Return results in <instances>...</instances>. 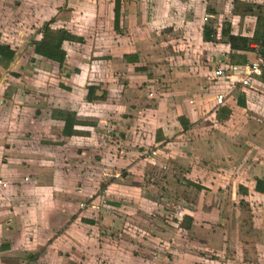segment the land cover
<instances>
[{
  "label": "crops",
  "instance_id": "obj_1",
  "mask_svg": "<svg viewBox=\"0 0 264 264\" xmlns=\"http://www.w3.org/2000/svg\"><path fill=\"white\" fill-rule=\"evenodd\" d=\"M66 2L80 6L59 17V6L49 7L44 0H0V44L15 51L11 61L0 55V181L7 183H0V264H26L23 259L92 264L89 249L97 236L89 226H96L107 208L138 211L120 199L105 202L103 195L116 186L114 197L128 200L122 191L130 195L144 178L157 179L147 171L152 163L164 168L176 185L191 182L196 189V204L176 206L183 215L174 222L189 224L195 245L206 244L197 238L200 228L215 227L208 237L216 251L213 264H264V76L253 77L251 87H240L234 76L213 75L221 65L264 58V46L252 43L254 50H233L222 37L223 25L217 33V27L205 22L212 15L208 0H120L117 26L116 0H108L105 11L114 36L97 49L104 30L92 32L95 25L88 26L83 6H97L96 21L103 0ZM253 4L247 5L254 6L253 12L246 6L245 13L234 9L224 15L232 33L264 35V1ZM253 16L254 27L248 24ZM50 21L52 29L75 36L63 40L62 63L35 50ZM179 22L186 27L177 26ZM205 26L216 31L215 42L205 41ZM156 35L161 38L153 41ZM152 41L160 51L170 45V51L164 47L166 63L153 64ZM153 65L168 68L158 75L160 82ZM91 87L106 98L90 100ZM219 92L226 95L222 106L215 101ZM159 97L165 107H150V100ZM66 112L77 119L71 135L64 133ZM152 114L164 117L156 130L131 122L146 123ZM25 163L32 171L21 170ZM104 180L109 182L101 190L96 182ZM147 207L165 228L168 219L162 218L159 203L150 200ZM118 222L119 217L112 221ZM97 240L95 247L101 250ZM182 241L179 237L175 242Z\"/></svg>",
  "mask_w": 264,
  "mask_h": 264
},
{
  "label": "rangeland",
  "instance_id": "obj_2",
  "mask_svg": "<svg viewBox=\"0 0 264 264\" xmlns=\"http://www.w3.org/2000/svg\"><path fill=\"white\" fill-rule=\"evenodd\" d=\"M44 1H47L46 4L49 7L59 6V8H57V10L59 9L58 10L59 17L61 16L60 15L61 13L63 15L65 14V12H67V14H70L73 10L76 9L74 7L80 6L78 4H76L73 7L69 6L68 5L69 3L66 2V0H44ZM263 1L264 0H208L207 11H209V13H211L214 16L210 15L209 18L206 17L207 19H205V22L207 24H213L215 27H217L214 28L217 31V29L219 30L218 27H222L223 25L224 28L229 23V21L224 22V15L226 14L231 15V11L233 12L234 9L239 13H245V8L248 4L262 3ZM107 2L108 0H103V11L102 9L99 10L98 20L96 21L94 20V17L97 18V15H95V10H97V6H95L91 2L83 6L84 11L87 12L86 15L88 16V19H86V21L88 23V26L91 25L93 26L94 24L96 27V31H95V27H93L92 32L94 31L93 33L97 34L98 29L99 31L104 30V34L101 35V37L104 38V40L101 37H99L96 40L97 43L95 45V48L97 49H102L103 43H105V41H110L114 36L112 35L114 31L113 22L112 20H110V18H108V13L107 11H105V5L107 4ZM46 4L43 3L42 5L46 7ZM253 5L256 7V4ZM57 10L55 8V12ZM38 12L39 11L36 8L34 9V7L31 9L32 15H36ZM46 15L48 16L49 13H46ZM248 21H249L248 24L250 23L249 26L252 27L255 26L256 19L254 16L249 17ZM58 25L60 24H57V26ZM64 25H68V24L64 23ZM237 25L238 24H236V26ZM177 26H179L180 28L186 27V25L182 22L181 23L179 22ZM57 28H59V26ZM217 33L215 39L212 42H215L217 40ZM94 37L96 36L95 35L91 36V38ZM160 38L161 37H159L158 35L152 37L153 41H158L160 40ZM100 39H102L104 42ZM90 45L93 46V42ZM157 45L155 46V43L153 42V47H154L153 53L155 49L157 51V54L152 53L153 55L152 58L155 60V62L153 61V64L162 61L166 63L164 49L168 48L167 51H170V47H169L170 45H168V47L164 46L165 48L163 47L162 51H160L161 47L158 48ZM21 50L17 51L18 57H22L24 53L21 52ZM26 53L24 55H26ZM154 55H156V57H154ZM18 67L19 68L16 71L20 72V70L23 68H20L21 66ZM152 68H153L152 70L153 76H155L156 79L160 82L161 80L158 77V75H164V73L167 71L168 68L167 67L159 68L156 65H153ZM181 68L185 69L184 67ZM153 87L156 88V85H153ZM160 101L163 102L160 99V97L157 99L156 98L151 99L149 102V106L154 109L157 108V110L162 109L165 106H161ZM40 103L43 105L47 104V100L41 98ZM152 115L153 116H150L149 117L150 120H147L146 123L143 122L141 124L139 122L140 119H137L135 121L132 120L131 122L136 127L138 124L142 125L139 126L141 127V129H144L147 126L152 127L151 129L153 131L156 130L157 127H160L162 121L164 120V117L163 116L155 117V114ZM152 137H154V135H152ZM155 137L158 138V134H156ZM109 141H111V139ZM153 141L154 139L152 138V143ZM91 143L93 142L91 141ZM25 164L27 165V167ZM25 164L21 170L32 171L31 169L32 165L27 163ZM57 166L59 168L67 167L64 164H57ZM41 167L42 166H40L39 168ZM147 171L149 173L154 174V176H157V179L147 180V178H144L137 184L136 191L134 190L130 191L131 192L130 195L127 192L122 191L123 193L128 195V200H126L127 198L124 199V198L114 197V195L117 193L116 186L111 192L107 194L105 193V195H103L105 197L102 198V200H104L105 202L106 201L112 202L111 198L118 199L116 201H119L120 199L119 202L123 204L129 205L128 204L129 202L132 203L133 207L137 208L139 212L137 211L136 213L130 214L129 212L124 210L117 211L116 209L107 208L103 212V215L98 216L97 218L98 224L94 227L89 226V228L91 229V231L92 230L94 231L93 233L96 234L97 236L96 238L97 239L99 238L100 241L102 242L101 243L102 249L99 250L95 247V244L100 245L99 240L97 239L93 241L94 244H90L91 249H89V253L92 254V257L94 259L92 264H192V262H194V264L197 263L199 264V262L201 264H213V258H215L214 253L216 251L212 249L213 245L210 242L213 241H210L208 237L210 236L211 231H215V227H207L204 229L200 228L199 231L197 232L198 233L197 238H201V240L204 239L206 244L203 243V241H201L200 242L201 244L195 245V242L192 243L190 240L193 239L191 238V231L189 232V230H187L190 228L188 226L189 224L183 222L182 224L178 223L176 225L175 223L176 221L174 222L175 218L181 217L183 215L181 208H179L178 209L179 212L176 213V209H177L176 206L177 207L182 205L194 206L196 204L197 199L200 197L196 189H192L191 182L189 183L190 185L183 184V188L176 185L174 183L175 181L172 178L169 179L167 178L168 176L165 174L166 170L164 168L160 170L157 166H155L154 163H152V166H148ZM37 182H41V181L39 180ZM108 182L109 181L104 180L101 183L100 181H97L96 183L99 189L103 190L104 187L107 186ZM91 185L94 188L97 187L94 182ZM87 197H89V194ZM203 198H205V196L203 197L201 196V199ZM150 200L153 201L155 200L159 203L162 212L161 214L163 215L162 218H165V216H167L168 221L167 223H165L166 227L163 229L157 225L159 218H156L153 215L149 214L151 209L149 210V207L147 206L149 205ZM218 200L225 201L223 198H220ZM211 203H213V199H211ZM227 203L230 204L229 197L227 198ZM233 203L235 204L236 202L233 201ZM157 215L161 216L160 214ZM117 217H119V222L117 224L112 223L113 219ZM185 218L186 216H184L183 220H185ZM165 229H167L166 233L165 235H162L161 231L165 232ZM179 237H183L184 239V241H182V244H176L175 242L176 240H178ZM117 240L118 241L124 240L128 243L127 244L117 243V242L114 243ZM111 241L113 242L114 245L111 244ZM107 243L110 246H108ZM180 258H184V259H180ZM23 261H26V264H34L33 260L31 261V260L23 259ZM18 264H20V262Z\"/></svg>",
  "mask_w": 264,
  "mask_h": 264
},
{
  "label": "trees",
  "instance_id": "obj_3",
  "mask_svg": "<svg viewBox=\"0 0 264 264\" xmlns=\"http://www.w3.org/2000/svg\"><path fill=\"white\" fill-rule=\"evenodd\" d=\"M119 10H120V0H116V7H115V13H116L115 25L116 26L118 25V22H119ZM247 10H249L250 12H253L252 7H248ZM262 19H263L262 16H259L258 20L262 21ZM51 21L44 25L43 27L44 37L41 41L36 43L35 50L37 53L47 58L57 60L62 63L66 56L65 52L62 50L63 40L67 38H73L75 36L68 33L67 31L63 29H57V30L52 29L50 27ZM215 36H216V31L213 28L208 27V26L204 27L205 41H213L215 39ZM222 37L225 39L227 43L230 44L233 50H254L255 47L251 45L252 43H258L259 47L264 46V35L257 34L256 36L257 38H249V37L242 36L239 34H234L231 31L230 23H228L226 27L223 28ZM0 55L3 56L4 58H7L9 61H11L15 56V51L10 49V47L7 45L0 44ZM89 91L90 92L88 96L90 100H93V99L103 100L106 98L105 93L100 96L95 95L94 87H91ZM62 116L65 119L64 133L67 135L73 134V131H74L73 128L77 122V119L75 118L74 114L71 112H66V113H62ZM261 183H262L261 181L258 182L259 185ZM259 189L262 190L261 186L259 187ZM88 221L93 222V220H88Z\"/></svg>",
  "mask_w": 264,
  "mask_h": 264
},
{
  "label": "built area",
  "instance_id": "obj_4",
  "mask_svg": "<svg viewBox=\"0 0 264 264\" xmlns=\"http://www.w3.org/2000/svg\"><path fill=\"white\" fill-rule=\"evenodd\" d=\"M205 19H207L205 17ZM259 48V47H257ZM260 53V50H257ZM260 55V54H259ZM215 77H225V76H234L235 83L240 87H251L253 77H262L264 76V58L260 55L256 60L242 64V65H221L213 72ZM150 96H153V93H150ZM226 95L223 92H219L215 96V101L218 106L224 104ZM28 178H26L27 180ZM3 187H7L6 182L0 181ZM85 204L81 203V207H84Z\"/></svg>",
  "mask_w": 264,
  "mask_h": 264
},
{
  "label": "water",
  "instance_id": "obj_5",
  "mask_svg": "<svg viewBox=\"0 0 264 264\" xmlns=\"http://www.w3.org/2000/svg\"><path fill=\"white\" fill-rule=\"evenodd\" d=\"M262 52L264 53V48L262 49Z\"/></svg>",
  "mask_w": 264,
  "mask_h": 264
}]
</instances>
